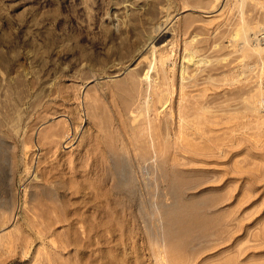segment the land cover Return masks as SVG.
Segmentation results:
<instances>
[{"label":"rangeland","instance_id":"1","mask_svg":"<svg viewBox=\"0 0 264 264\" xmlns=\"http://www.w3.org/2000/svg\"><path fill=\"white\" fill-rule=\"evenodd\" d=\"M253 31L264 0H0V264H264Z\"/></svg>","mask_w":264,"mask_h":264},{"label":"bare ground","instance_id":"2","mask_svg":"<svg viewBox=\"0 0 264 264\" xmlns=\"http://www.w3.org/2000/svg\"><path fill=\"white\" fill-rule=\"evenodd\" d=\"M244 26H245V28L247 27L246 25H244ZM247 28H248V27H247ZM249 30H250V29H249ZM237 31H238V32H237ZM237 31H236V32H237L238 34L235 33V34H236L235 37H237V38H238L237 35H241V34L244 35V33L247 34V32H244V30L241 31V29H240V31H239V28H238ZM246 31H248V29H247ZM239 32H241V33H239ZM242 32H243V33H242ZM253 32H254L253 36H251L249 39L252 40L253 43H254L255 41L258 40V41H257L258 43H254V44H256L257 49L262 48V50H263V49H264V41L261 43V44H263V45H260V43H259V37L262 36L263 33H262V35H260V36L258 37L257 34H256L258 31H257V32L253 31ZM248 33H249V32H248ZM258 33H259V32H258ZM249 34H250V33H249ZM242 35H241V36H242ZM244 36H245V38L247 39L249 35L247 34V35H244ZM246 36H247V37H246ZM242 38H243V39H242ZM242 38L240 37V39L244 40V37H242ZM246 39H245V41H246ZM161 40H162V38H161ZM250 40H249V41H250ZM263 40H264V39H263ZM162 41H163V40H162ZM152 42H158V43H159L160 41H157V39H156V41H155V38H154V40H153ZM246 42H247V41H246ZM164 44H165V43H161V44H159V45H160V46H163ZM259 50H261V49H259ZM194 52H195V51L192 50V54H193ZM245 52H247V49H246ZM190 54H191V53H190ZM191 56H192V55H191ZM168 58H169V55H167V53H163V54H161V56H160V61H161L162 63H165V62L168 60ZM174 63H175V62H174ZM181 69H182V68H181ZM181 71H182V70H181ZM145 74H146V73H145ZM147 74H148V73H147ZM147 74L145 75V77H146V78H149ZM150 83H151V82H150ZM157 85H158V84H157ZM157 85H156V86H157ZM157 89H158V86H157ZM161 94L163 95L164 93H161ZM161 94H159V95H160V96H159V101L162 99V97H161L162 95H161ZM163 97L165 98V94L163 95ZM164 98H163V100H164ZM161 102H162V101H161ZM152 203H153V201H152ZM153 204H154V203H153ZM57 215H58V214H57ZM57 215H56V214H55V215H51V217H52V216H53V217L56 216V217H54V220H56L57 217H59V216H57ZM53 217H52V218H53ZM58 219H62L61 216H60ZM58 219H57V220H58Z\"/></svg>","mask_w":264,"mask_h":264}]
</instances>
